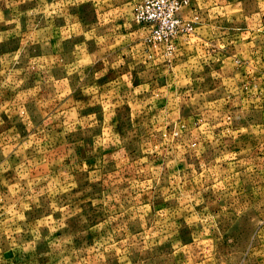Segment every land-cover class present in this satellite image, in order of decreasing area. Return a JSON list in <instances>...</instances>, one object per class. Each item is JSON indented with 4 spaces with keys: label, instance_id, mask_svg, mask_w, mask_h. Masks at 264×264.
<instances>
[{
    "label": "rangeland",
    "instance_id": "1",
    "mask_svg": "<svg viewBox=\"0 0 264 264\" xmlns=\"http://www.w3.org/2000/svg\"><path fill=\"white\" fill-rule=\"evenodd\" d=\"M140 1L0 0V264H264V95L194 61L264 0H190L170 52Z\"/></svg>",
    "mask_w": 264,
    "mask_h": 264
},
{
    "label": "crops",
    "instance_id": "2",
    "mask_svg": "<svg viewBox=\"0 0 264 264\" xmlns=\"http://www.w3.org/2000/svg\"><path fill=\"white\" fill-rule=\"evenodd\" d=\"M184 48L185 43L181 42V46L178 48L180 50L178 55ZM217 48L219 50L217 58L214 57L215 54L206 53L212 57V60L207 61V58H202L199 54L194 56V61L199 63L197 66L201 65V63L210 65V62L218 60V69L214 70L216 71L214 73H209V75L211 77H215L214 74L219 76L221 86L225 84V87L222 88L220 86L219 88L227 89L229 87L228 84H230V95H240L243 87H246L251 93V98H254L255 94L258 93L264 95V45L260 43L228 42L226 40L221 41ZM193 75L196 78V75ZM189 79L191 78L189 77ZM256 99L254 98L255 101Z\"/></svg>",
    "mask_w": 264,
    "mask_h": 264
},
{
    "label": "built area",
    "instance_id": "3",
    "mask_svg": "<svg viewBox=\"0 0 264 264\" xmlns=\"http://www.w3.org/2000/svg\"><path fill=\"white\" fill-rule=\"evenodd\" d=\"M189 3L190 0H141L134 8L133 18L148 27L146 40L149 44L161 45L170 52L172 38L182 26L180 9Z\"/></svg>",
    "mask_w": 264,
    "mask_h": 264
}]
</instances>
